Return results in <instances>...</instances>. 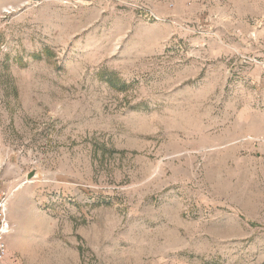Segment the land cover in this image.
<instances>
[{"label": "rangeland", "instance_id": "rangeland-1", "mask_svg": "<svg viewBox=\"0 0 264 264\" xmlns=\"http://www.w3.org/2000/svg\"><path fill=\"white\" fill-rule=\"evenodd\" d=\"M3 192L2 264H264V0H0Z\"/></svg>", "mask_w": 264, "mask_h": 264}, {"label": "built area", "instance_id": "built-area-1", "mask_svg": "<svg viewBox=\"0 0 264 264\" xmlns=\"http://www.w3.org/2000/svg\"><path fill=\"white\" fill-rule=\"evenodd\" d=\"M12 194H7L5 192L0 193V264H2L8 256V243L6 238L13 233V226L9 220V208Z\"/></svg>", "mask_w": 264, "mask_h": 264}, {"label": "water", "instance_id": "water-1", "mask_svg": "<svg viewBox=\"0 0 264 264\" xmlns=\"http://www.w3.org/2000/svg\"><path fill=\"white\" fill-rule=\"evenodd\" d=\"M43 1H45V0H33V3L38 4V3H42ZM35 177H36V171L34 170L28 175V180L30 181V180L34 179Z\"/></svg>", "mask_w": 264, "mask_h": 264}]
</instances>
